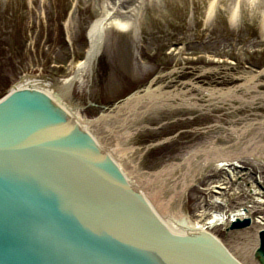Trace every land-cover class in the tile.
<instances>
[{"label": "rangeland", "instance_id": "374dc122", "mask_svg": "<svg viewBox=\"0 0 264 264\" xmlns=\"http://www.w3.org/2000/svg\"><path fill=\"white\" fill-rule=\"evenodd\" d=\"M245 3L239 8L237 2L226 7L220 0H155V5L141 8L140 15L133 21L134 32L130 35L135 41L128 42L126 53L131 61L119 80L111 76L116 75L123 59L116 51L117 60L112 62L111 53L101 47L93 69L85 77V86L80 89L75 83L71 88L72 102L59 95L60 101L79 110L90 121L111 114L118 105L155 81L166 83L168 91L186 90L184 97L196 95V110L164 117L149 125L153 137L145 142L148 148L141 147L140 142L129 145L140 151L129 161L132 166L137 164L134 172L124 165L121 167L152 200L147 192L150 186L139 182V176L152 184L150 173L214 141L226 151L240 146L237 154L247 175L229 180L226 191L220 196L227 202L217 206L208 183L212 178H223L224 170L212 167L203 175L196 173L197 181L183 190L182 206L190 215L206 200L212 202L210 213L216 209H235L239 206V194L264 199V161L246 150L254 137L264 132L250 134L264 125V98L259 99L258 90L248 88L254 81L247 77L248 74L258 76L259 90L264 94V27L261 26L264 4L260 8L253 5L255 2L247 0ZM101 6V0H0V98L26 75L41 79L36 87L51 92L60 81L69 78L76 64L86 56L87 32L93 21L102 15ZM138 66L144 69L143 74ZM169 73L177 77L173 82ZM210 91L226 93L229 98L216 99V95L212 98ZM163 123L168 125L160 137L157 132ZM184 172L178 169L177 181ZM259 176L263 178L262 183L257 181ZM175 183L169 178L156 185L161 186L164 203L170 202L175 193ZM178 186L177 191H181L180 183ZM161 207L157 205L156 209L166 215L163 211L169 207ZM259 215L257 211L254 217ZM234 224L228 223L214 232L242 263L262 264L252 252L250 258L245 257L240 242L247 241L242 232L248 227L241 229V225ZM258 230L253 229L247 241L248 249L258 240Z\"/></svg>", "mask_w": 264, "mask_h": 264}, {"label": "water", "instance_id": "95a60500", "mask_svg": "<svg viewBox=\"0 0 264 264\" xmlns=\"http://www.w3.org/2000/svg\"><path fill=\"white\" fill-rule=\"evenodd\" d=\"M0 264L243 263L211 233L172 231L58 98L27 87L0 100Z\"/></svg>", "mask_w": 264, "mask_h": 264}, {"label": "bare ground", "instance_id": "6f19581e", "mask_svg": "<svg viewBox=\"0 0 264 264\" xmlns=\"http://www.w3.org/2000/svg\"><path fill=\"white\" fill-rule=\"evenodd\" d=\"M220 1L222 6L227 7L231 3L237 2L238 7L243 8L247 0ZM249 1L252 3L255 2L253 5L260 8H262L264 4V0ZM101 2L102 6L100 12L102 15L98 17L97 20L93 21L87 32L89 40L88 46L86 48V56L76 64L77 66L74 69L75 71L72 75H70L69 78L60 81L61 83L59 82L57 86L55 85L56 89L51 92L49 90H41L36 87V85L41 82V79H37L36 76L33 75H26L12 88L11 91L8 92V94L1 97L0 100H4V98L17 89L27 87L44 91L56 101L58 98V104L62 107L63 111H66L67 115H70V117L75 119L84 131L91 133L99 145L101 147L103 146L108 155H110V157L114 159L120 167H123L124 165L125 168H130L129 170L134 172V170L137 169V164L132 166V164H129V161L131 160L132 155L136 154V152L139 153L140 151L137 149L138 147L135 148L133 144L140 142V144H142L141 147L146 148L147 144L145 142L149 141L150 137H153V132L151 133V128L149 125H153L159 121H162L164 117H172V115L175 116L177 113H186L196 110L198 107L196 102L197 97L196 95L191 96L190 94L184 97V95L187 93L186 90L180 91L181 89H174V91H168L166 90V83H158L155 81L149 85V88H146L145 90L135 94L125 103H122V105H118L111 114H103V117L94 121L88 120L87 118L83 117L82 114H80L79 110L71 109L69 105H66L63 101H60V96H63L65 101L70 103L72 102L71 88L73 85H75V83H78L80 89L85 86V77L88 75L90 70L93 69L92 67L100 55L101 47L107 52L111 53L110 57L112 62H116V54L123 59L122 63H120L121 65L119 64L118 68L116 69L118 72H116V75L114 76L110 75L111 78L119 80V77L123 76L122 73L125 72L124 69L131 61L129 60L130 55L126 54L128 51V42L135 41L132 40L134 37L130 35V33L134 32L133 21L137 18V16L140 15L139 13L141 12V8H146L148 4V6L155 5V0H101ZM147 2L149 3L147 4ZM261 26L264 27V22H262ZM114 65L115 64L112 66ZM137 69H140L141 74H143V68L138 66ZM168 75L172 82L175 80V78H177L174 76V73H169ZM247 77H249V80L252 79V81H254L253 83H249L248 88H250V90H252V88L258 90L259 99H263L264 94H261L259 90L258 84L260 80L258 76L248 74ZM193 82L191 81L190 83ZM209 94L212 95V98H214V95H216V99L225 100V98H229V95H226V93H220L219 91L218 93L210 91ZM179 99L183 104L186 103V106L183 107V105H181L179 102ZM187 99L190 102H187ZM167 125L168 124L163 123L162 126L159 127V131L157 132L158 136L161 137L164 135ZM259 130L264 131L263 124L261 127H257V132L252 130L250 134H257ZM248 134L249 132L247 135ZM117 138H119L121 142H116V140H119ZM257 138L255 139L254 137V142L247 146L246 150L248 151L247 153H250V155H252L254 158L264 161V143L262 142L264 138V132H262L259 137L257 136ZM111 139L115 140V142ZM131 143H133V146L129 147ZM239 148L240 146L237 148L229 147V149L226 151L222 145H218V143L214 141L207 145L204 144L203 146H200L194 152H190V154L186 155L185 158L177 159V161H173L172 164L163 166V168L158 169V171L154 169L155 171L150 173V179L153 180L152 184H149L147 179H143L142 176H139V182L150 186L147 187V192L149 191V195L152 197V200L148 198L146 192L142 190L141 186H139L136 181L133 182L129 175V177L127 175L126 177H128L129 180L139 187V190L142 191L147 197V200H149L150 204H152L153 209H155L157 214L159 213L160 218L166 222L168 227H170L172 231L181 233L182 235L194 231H205L207 233H211L213 236L217 237L218 240L222 241L220 236L218 237L216 235L214 229H218V227L220 228L221 226L227 225L228 223H237L239 221L249 219V222L247 221L246 225H242L240 227L241 229L248 227L247 230L245 229L242 232V234L244 238L249 241L251 234L253 235V229H259L258 233H256L258 240L252 249L250 247L249 249L247 248V245H249V242L247 241L240 242V244L242 245L241 249H243V252H245L244 254L246 258L247 255L249 257L251 252L252 254L254 253V256L256 257V250L261 244L260 233L262 230H264L263 198H252L247 194H239L237 199L239 200L237 203L239 206L235 207V209L226 211H219L216 209L212 210L210 213L209 207L211 206L212 202L206 200L205 202L199 203V205L196 207L197 211L194 215H190L188 211H185V207L182 206L184 188L189 187L191 183L197 181V175H195L196 173L203 175V173H205L204 171H207L208 168L212 167L216 170H224L225 175L222 176L223 178L218 177L210 179L208 183V189L215 196L213 203H217V206H220V204L225 205L227 201L225 200V202H223V199L220 196H222L224 191H226L228 183L230 181L237 180V178L242 177L244 174L247 175V171L245 168H243L244 166H242V162L239 160L240 156L237 154ZM178 169H182V171L185 170L182 178L179 179V181H177L178 177H176ZM123 172L125 173V171ZM169 178L176 182L174 186L175 188H173V192L175 193L171 196L170 202L167 200L164 203V196L161 193V186L157 188L156 185L159 182L163 183L165 180H169ZM202 178L203 177H201V179ZM257 179V181L260 183L263 182V178H261V176L257 177ZM179 183L181 191H177ZM255 193L258 196L260 194L257 191H255ZM157 205L160 207L162 206L161 208L163 209L169 207L166 208L167 210H162L164 213H166V215L160 213L159 209H156ZM257 211L261 213V215L256 216L255 218L254 214ZM222 243L224 244L223 241ZM224 246L227 247L225 244ZM238 260L240 261V259ZM248 260V262H250V259ZM240 262L242 263V261Z\"/></svg>", "mask_w": 264, "mask_h": 264}]
</instances>
